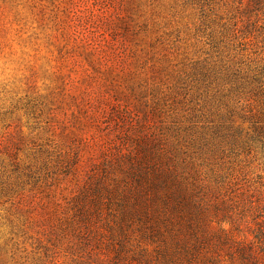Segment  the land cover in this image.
I'll list each match as a JSON object with an SVG mask.
<instances>
[{
    "label": "rangeland",
    "instance_id": "rangeland-1",
    "mask_svg": "<svg viewBox=\"0 0 264 264\" xmlns=\"http://www.w3.org/2000/svg\"><path fill=\"white\" fill-rule=\"evenodd\" d=\"M263 222L264 0H0V264H247Z\"/></svg>",
    "mask_w": 264,
    "mask_h": 264
},
{
    "label": "trees",
    "instance_id": "trees-1",
    "mask_svg": "<svg viewBox=\"0 0 264 264\" xmlns=\"http://www.w3.org/2000/svg\"><path fill=\"white\" fill-rule=\"evenodd\" d=\"M254 239L246 249L241 247L240 258L242 261L247 260V264H264V228L260 224L254 234Z\"/></svg>",
    "mask_w": 264,
    "mask_h": 264
}]
</instances>
